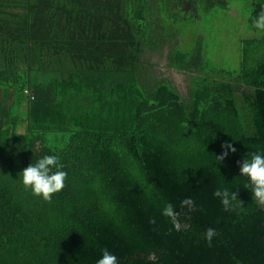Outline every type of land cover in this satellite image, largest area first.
<instances>
[{"label": "trees", "instance_id": "16d2710c", "mask_svg": "<svg viewBox=\"0 0 264 264\" xmlns=\"http://www.w3.org/2000/svg\"><path fill=\"white\" fill-rule=\"evenodd\" d=\"M246 1L258 37L229 69L201 37L184 48L200 17L186 5L220 0H0V264H96L102 249L118 264H264V206L240 175L264 153V0ZM48 154L68 176L44 201L19 178ZM217 188L236 196L227 211Z\"/></svg>", "mask_w": 264, "mask_h": 264}, {"label": "clouds", "instance_id": "9594fccd", "mask_svg": "<svg viewBox=\"0 0 264 264\" xmlns=\"http://www.w3.org/2000/svg\"><path fill=\"white\" fill-rule=\"evenodd\" d=\"M253 27L264 31V10H261L254 19ZM227 148L229 151L235 152V148L230 144L227 145ZM224 155L226 156L227 153ZM223 158L222 156L216 159L219 161ZM64 167L58 155H43L22 171L19 178L20 183L25 189L30 190L34 196L42 198L44 201H50L55 194L60 193L65 187L68 173L64 170ZM240 175L247 178L248 184L246 187L250 189L257 204L264 206V153L261 151L248 152L240 166ZM213 196L220 200L226 211L230 209L232 201L236 199L235 194L227 188H217ZM191 203V200L184 201V204ZM162 215L173 217L175 215L173 206L168 204L163 209ZM216 235L217 232L214 228H208L204 238L211 244ZM96 264H118V258L107 249H102L101 256L97 259Z\"/></svg>", "mask_w": 264, "mask_h": 264}, {"label": "rangeland", "instance_id": "374dc122", "mask_svg": "<svg viewBox=\"0 0 264 264\" xmlns=\"http://www.w3.org/2000/svg\"><path fill=\"white\" fill-rule=\"evenodd\" d=\"M228 10L220 9L206 11L202 9L197 24L185 28L184 48H190L196 38L201 37L204 58L213 64H223L229 69H239L241 58V40L258 37L252 30L246 28L243 14L247 10L246 0H220ZM225 7V8H226ZM153 61L159 65L161 77L170 80L184 94L187 78L179 72L166 68L163 54L153 55ZM66 137L60 140L63 146Z\"/></svg>", "mask_w": 264, "mask_h": 264}, {"label": "flooded vegetation", "instance_id": "af4514ba", "mask_svg": "<svg viewBox=\"0 0 264 264\" xmlns=\"http://www.w3.org/2000/svg\"><path fill=\"white\" fill-rule=\"evenodd\" d=\"M187 10H190V11H193L194 13H196V14H198V11L195 9V8H193V7H189V6H187L186 5V7H185ZM192 9V10H191Z\"/></svg>", "mask_w": 264, "mask_h": 264}]
</instances>
